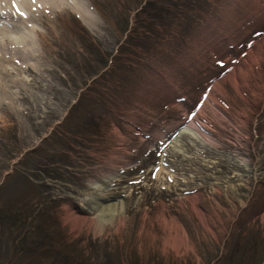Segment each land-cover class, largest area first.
<instances>
[{"label":"rangeland","instance_id":"1","mask_svg":"<svg viewBox=\"0 0 264 264\" xmlns=\"http://www.w3.org/2000/svg\"><path fill=\"white\" fill-rule=\"evenodd\" d=\"M87 4L53 90L1 108L0 264H264V0ZM99 206L125 224L63 221Z\"/></svg>","mask_w":264,"mask_h":264},{"label":"bare ground","instance_id":"2","mask_svg":"<svg viewBox=\"0 0 264 264\" xmlns=\"http://www.w3.org/2000/svg\"><path fill=\"white\" fill-rule=\"evenodd\" d=\"M88 1L92 2V0H0V111L6 107L12 112L30 117L28 108L24 111L18 106L29 103L26 92L33 88L45 93L53 90L52 78L54 76L56 79L59 78L56 67L61 62L60 50L66 42L70 43L67 41L68 38L63 36L64 17L74 15L90 30L99 27L90 13ZM17 8L25 15H20ZM25 73L30 75L29 81L21 78ZM239 80L242 83L241 77ZM56 92L58 93L56 107L51 110L48 99L44 100V107L48 113L60 115L59 89ZM7 98H10L9 103L6 101ZM191 133L194 134L195 131L192 130ZM97 211L99 220L90 218L85 211L75 213L68 208L64 212L63 221L70 225L71 232L92 224L96 229L102 230L106 224L101 220L107 215L112 221L115 218L121 224H125V217L122 215L117 214L113 218L111 206H99ZM106 222L109 223L108 220Z\"/></svg>","mask_w":264,"mask_h":264},{"label":"snow or ice","instance_id":"3","mask_svg":"<svg viewBox=\"0 0 264 264\" xmlns=\"http://www.w3.org/2000/svg\"><path fill=\"white\" fill-rule=\"evenodd\" d=\"M15 6V5H14ZM17 12L20 14V15H22V16H24L25 14L23 13V12H20L19 11V8H17ZM153 178H155V174H154V177ZM133 183H139L138 181H133Z\"/></svg>","mask_w":264,"mask_h":264}]
</instances>
